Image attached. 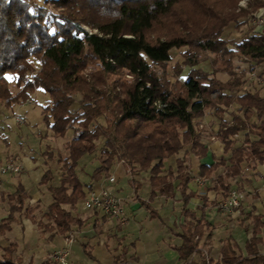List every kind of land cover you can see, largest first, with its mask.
I'll use <instances>...</instances> for the list:
<instances>
[{"label": "trees", "instance_id": "obj_1", "mask_svg": "<svg viewBox=\"0 0 264 264\" xmlns=\"http://www.w3.org/2000/svg\"><path fill=\"white\" fill-rule=\"evenodd\" d=\"M236 1L45 0V5H38L28 0H0V102L9 107L40 88L48 93L51 104L43 107V120L49 129L63 136L76 124L67 142L64 174L59 183H48L52 178L50 170L40 179L41 184L48 183L52 197L43 213L47 222H38L43 230L65 234L72 231L73 225L82 224L73 208L93 189V183H84L76 168L84 155L96 149V140L102 137L105 157L93 169L92 181L108 177L114 161L119 160L132 173L134 167L149 172L150 199L158 195L174 198L175 189L180 191L182 212L190 218L181 225L182 242L176 247L183 264H264L261 215H251V235L245 241L244 253L232 238H227L220 246L218 259L203 252L198 261L190 259L197 251L199 239H210L212 235L208 221L185 209L193 196L187 190L192 177L186 155L189 151L197 157L206 153L195 121L207 109L222 115L226 107L238 105L231 121L222 123L217 132L224 150L230 149L227 162L222 159L199 167V174L208 179L217 166L224 165V173L216 178L213 187H221L225 195L231 187L229 179L240 175L245 163H264V97L244 90L241 76L231 68L233 56L244 58L252 66L264 62V26L260 32L249 28L230 47V42L221 38L223 28L246 16L242 9L235 13ZM260 2L254 10L264 7V0ZM181 5L197 15L198 26L181 16ZM172 16L174 25L180 27L182 23L186 27L184 35L148 38L154 25ZM184 46L190 50L184 51L182 62L190 70L184 80L170 84L157 67L170 60L172 49ZM201 51L226 56L222 61L213 59V73L226 72L230 76L226 81L194 68ZM31 58L38 60L37 69ZM90 61L96 69L85 72ZM114 74L117 77L111 85L104 87ZM11 81L20 86L16 93L10 90ZM76 93L81 98L78 108L71 111ZM253 115L258 122L250 123ZM239 131L245 132L243 143L231 148V137ZM185 146H189V151ZM181 150L184 156L176 159L175 171L163 173V160ZM174 180H178L176 185ZM25 197L23 189L13 193L15 203L0 225V233L9 228L12 213L23 208ZM141 203L149 205L148 201ZM14 250L12 243L5 246L0 264H16ZM46 264L57 263L51 259ZM113 264L130 263L123 253L115 256Z\"/></svg>", "mask_w": 264, "mask_h": 264}, {"label": "crops", "instance_id": "obj_2", "mask_svg": "<svg viewBox=\"0 0 264 264\" xmlns=\"http://www.w3.org/2000/svg\"><path fill=\"white\" fill-rule=\"evenodd\" d=\"M244 88V90L250 91L248 87ZM39 92L45 91L36 88L34 93L38 94ZM258 93L264 97V94ZM234 105L236 109L231 108ZM1 106L3 104L0 102V117L3 119L2 124L0 123V164L7 160H13L21 165V171L1 176L0 225L10 214V206L15 203L13 193L20 188L23 189L26 197L23 208L12 213L13 218L9 223V228L0 233V254L3 253L5 246L12 243L15 245L12 257L16 260V264H46L51 262L50 254L61 248L68 250V264H113L115 256L123 253L130 264H183V261L179 259L176 247L182 242L181 225L190 218L182 212L180 191L178 188L175 189L174 198L158 195L150 199L149 172L134 167L132 173L119 160H115L110 168V175L115 177V182L110 185V188L113 194L121 200L124 222L110 217L100 210L86 209L83 205L76 204L73 211H76L82 224L72 226L73 239L71 242H66V233L56 234L43 230L38 223L42 220L36 218L35 211L42 207L47 209L52 202V197L47 190L48 183L57 185L61 176L58 181L40 183L41 176L46 170L51 171V179L55 178L54 162L44 158L33 159L32 150L28 152L23 143H18L20 150L17 152L16 149L11 148L9 140L10 132L11 134L13 132L11 125L14 126L17 123L14 121L15 124L11 117L8 118V114L2 112ZM237 110L238 105L236 104L226 107L222 115L215 114L214 109H207L204 115L195 121V127L201 134V141L206 147V153L202 157H197L189 151V146H185V150L189 151L185 163L189 166L192 177L187 184V190L193 193L185 209L193 213L196 218L202 217L212 225L210 239H215L218 227L223 225L222 227L225 228L228 223H231L228 221L230 218H246L248 223L241 230V233L245 235L242 244L237 242L238 239L235 235L227 234L219 245L220 249L223 241L232 238L240 251L244 253L245 241L251 235V215H261V219L264 220V186L261 179L264 163L250 161L249 165H243L240 175L229 179L230 189L237 187L246 192V197L238 211L232 215L216 209V203L226 195L218 184H216L218 188H214L213 182L224 173V165L217 166L211 172L210 179L199 174L200 165L210 166L222 159L227 162L230 149L224 150V142L217 132L222 123L231 121L232 113H236ZM238 113L241 114V112ZM215 126L216 128H214ZM213 129L215 132H212ZM7 131H9L8 135L5 134ZM241 133L244 139V131H239L231 137V148L243 143V141L238 143L235 139ZM180 152L183 153L181 155L177 153L163 160V173L169 169L175 171L176 159L184 156V151ZM164 170L166 171L164 172ZM32 176H35V185L31 183ZM200 177L207 179L204 185L197 183V178ZM83 182L93 183L95 190L107 184L105 177L98 181H92L89 177L87 181ZM177 183L178 180H174V184ZM142 201H148L149 205H143ZM26 209L34 210L29 213L25 211ZM202 239H206L205 236L201 237L199 242ZM199 242L197 251L190 257L194 261L199 260L200 252H202L199 250ZM202 250L207 253V249Z\"/></svg>", "mask_w": 264, "mask_h": 264}, {"label": "rangeland", "instance_id": "obj_3", "mask_svg": "<svg viewBox=\"0 0 264 264\" xmlns=\"http://www.w3.org/2000/svg\"><path fill=\"white\" fill-rule=\"evenodd\" d=\"M32 3H37L38 5H45V0H28ZM260 0H237L236 1V9L235 13L241 12L239 9H242L245 12V17L239 18L240 22H229L225 25V27L222 30V36L221 38L226 39L230 42L229 46L234 47L235 44H237L240 39L247 33L249 28L253 27L255 31L260 32L264 26V22L260 24L257 21V15L261 13V15H264V7H258L255 9V7L259 4H261ZM51 5V4H48ZM184 5H181V10L179 13L181 16H185V18L189 19L193 23H197L196 14H193L192 12H189L188 10L183 9ZM255 11L254 15H251L252 11ZM189 21V22H190ZM173 16L169 17L167 19H163L161 22L154 25L151 30L148 31L147 36L150 39H156L157 37H164V36H171L175 34H182L184 35L186 27L183 26V24H180V27L173 24ZM197 25V24H196ZM198 26V25H197ZM87 30H89L88 27H85ZM186 49L190 50V47L184 46L181 48H174L170 52V60L162 65L161 67L158 66L157 70L159 74H163L166 76V78L170 81L169 83H174L177 79L184 80L186 75L188 74L190 70V66L183 64V53L186 51ZM199 61L194 66L195 69H198L204 73H207L208 75H214L216 78H218L221 81L227 80L230 76L223 71H216L214 72L215 65L213 63V59L216 61H222V59H225L226 56H221L220 54H213L209 51H201L199 52ZM31 62L33 66L37 69L39 66V62L36 58H31ZM252 66V63L245 60L244 58H241L239 56H233L231 58V68L232 70L239 76H241V80L243 81L242 87H248V90L252 92H261L264 94V62H261L259 64H254ZM96 65L93 61H90L89 67L85 70V72H89L90 70L95 71ZM252 67V68H251ZM180 69V70H179ZM9 79L11 80V75L8 74ZM117 75H113L109 77L106 80L105 86H110L111 83ZM10 90L12 93H16L20 86L15 85L13 81L10 83ZM171 86V85H170ZM35 90L29 93L27 98L24 99H18L16 103H13L10 105V108L7 106H1L2 112H5L8 114V118L11 117V120H13L14 116L17 114L22 118V122H14L16 125H11V130L13 131L12 134L10 132V138L11 141V148L17 152L20 150L18 148V143H23L24 148L28 149V152L32 150L31 154L33 159H41L44 158L47 161H53L54 167H56L55 172V178L51 179V181H58L59 177L64 174V168L62 167L64 157L67 154V142L70 140L73 127L76 125L74 124L73 127H70L65 135L58 136L53 133L51 129H49L47 123L43 120V107L46 104L49 103V95L46 92L42 93H34ZM74 103L70 107L71 111H74L78 108V102L81 98V94L76 93L74 94ZM33 100L32 102L30 101ZM28 100V102H26ZM24 105V107H23ZM40 107H36V106ZM51 105V104H50ZM22 106V107H21ZM232 109H236V106H232ZM229 111V110H226ZM60 112H63L61 110ZM21 114V115H20ZM2 117H0V123L2 124ZM99 122L104 125V121L102 118L99 119ZM252 122H258V119L255 115H253L250 119V123ZM216 128V126L214 127ZM215 132V129L212 130V132ZM6 135L9 134V131L5 133ZM252 138L254 136H251ZM238 143H241L243 141L242 133L239 134L237 138H235ZM3 142V141H2ZM104 143V138H99L96 140V149L84 155L78 162L77 165V173L83 181H87L93 171V169L101 162V160L105 157L102 145ZM17 146V148H16ZM180 155L183 152H179ZM13 161V160H12ZM249 162L245 163V165H249ZM40 164V161H39ZM40 169V168H39ZM166 170H164L165 172ZM36 179L35 176L31 177V183L35 185ZM77 205H82V200L77 203ZM68 207V206H66ZM42 209V210H41ZM41 209H38L35 211L36 218L42 220L41 222H47L46 218L43 216L42 212L46 210L45 207H42ZM75 211V210H74ZM76 213V211H75ZM37 219V220H38ZM228 221H231V223H228L225 228H223L221 225L218 227V232L216 233L215 239H202L199 242V250L204 252L202 249H207V253H205L206 256L209 258H212L213 260L218 259L219 257V245L222 240H224L225 236L227 234L235 235V237L238 239L237 242L242 244V241L244 240L245 235L241 233V230L245 224L248 223V220L246 218H230ZM235 240V239H234ZM197 256V255H195Z\"/></svg>", "mask_w": 264, "mask_h": 264}, {"label": "built area", "instance_id": "obj_4", "mask_svg": "<svg viewBox=\"0 0 264 264\" xmlns=\"http://www.w3.org/2000/svg\"><path fill=\"white\" fill-rule=\"evenodd\" d=\"M257 21L262 24L264 22V15L258 14ZM31 101V99H30ZM28 102V100H26ZM15 122L21 123L22 118L19 115L14 116ZM21 171V165L15 161L7 160L0 164V179L1 176L8 173H19ZM261 179L264 186V172L261 174ZM106 185L102 186L100 189H91L88 191L87 195L82 200V205L86 209H96L104 212L110 217H114L121 222L125 221L124 211L121 200L116 197L110 185L115 182V177L109 175L105 178ZM207 182L206 178H197V183L199 185H204ZM246 197V192L240 188H231L226 196L216 203V209L232 215L234 212L238 211L242 202ZM73 239V232H68L65 235L66 242H71ZM50 258L58 264H68V250L67 248H61L59 250L53 251L50 254Z\"/></svg>", "mask_w": 264, "mask_h": 264}]
</instances>
